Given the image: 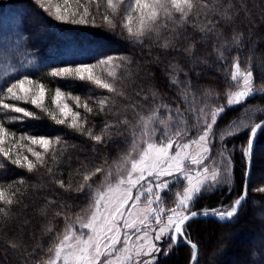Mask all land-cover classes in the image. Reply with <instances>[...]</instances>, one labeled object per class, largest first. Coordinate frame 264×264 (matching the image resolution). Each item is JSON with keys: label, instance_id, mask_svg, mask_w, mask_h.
<instances>
[{"label": "snow or ice", "instance_id": "obj_1", "mask_svg": "<svg viewBox=\"0 0 264 264\" xmlns=\"http://www.w3.org/2000/svg\"><path fill=\"white\" fill-rule=\"evenodd\" d=\"M33 3L58 23L120 30L136 44L148 42L165 54L182 50L191 65L189 71L199 76L197 66L211 65L207 55L198 53L197 39L189 38L191 29L199 33L201 45L206 46L209 39L213 41L209 55L214 57V70L220 73V86L194 87L188 71L170 61L165 75L179 102L173 105L160 100L156 90H151L149 97L141 88L136 96L145 102L151 99L154 106L148 115L137 112L138 119L133 123L117 108L119 100L127 99L124 82L131 76L132 63L128 56L109 55L95 63L54 67L46 73L53 82L90 85L86 96L74 94L71 84L68 90L59 85L53 89L43 79H34L33 73L6 65L3 75L8 79L0 84V171L9 166L29 174L43 169L60 189L79 194L83 202L82 207L76 205L79 211L73 212L71 204L61 202L53 209L57 202L47 201L40 214L47 216L53 209V217L42 229V235L50 238L49 244L45 247L38 242L35 247L41 250L39 258L29 259L26 264H160V256L167 257L180 244L190 248V264H197L199 250L190 237L189 223L199 216L232 221L238 215L248 198L255 141L264 135V115L258 117L264 114V107L247 104L257 95L264 96V82L257 84L251 58L241 60L243 32L234 26L240 11L250 18L245 5L241 3L237 8L234 0ZM20 66H24L23 60ZM97 90L103 94L95 95ZM22 105H31L32 110ZM129 107L136 110L138 105H124L125 112ZM236 107L242 114L220 127V120ZM40 113L94 145L103 146L118 137L124 149L111 159L104 156L92 167L80 162L65 183L57 178L68 150L64 137L18 133L9 127L39 120ZM93 115H112L115 119H105L97 130L90 120ZM242 133H247V140L239 146L246 162L241 193L230 205L195 210V204L205 194L222 185L231 190L232 151L237 146L230 149L228 141ZM72 177L77 179L73 181ZM252 190L264 193V179ZM26 191L24 178L0 182V220L5 227L12 206L21 203L17 197ZM57 219L62 220V227L56 226ZM5 243L13 250L27 251L22 238H6ZM254 255L250 250L248 264H257L252 259ZM261 257L264 260V253Z\"/></svg>", "mask_w": 264, "mask_h": 264}, {"label": "trees", "instance_id": "obj_2", "mask_svg": "<svg viewBox=\"0 0 264 264\" xmlns=\"http://www.w3.org/2000/svg\"><path fill=\"white\" fill-rule=\"evenodd\" d=\"M234 3L237 8H240V4L243 3L250 16L247 18L245 11H240L234 26L238 31L243 32L241 60L246 61L251 58L256 82L260 84L264 82V0H234ZM10 4H22L27 8V12L20 17L13 16L8 19L2 12V8ZM2 23H6L10 37L4 40L0 38V84L8 79L3 75L6 65L13 64L19 72L33 73L34 79H43L50 88L54 89L59 85L68 90V85L71 84V91L74 94L86 96L90 85L62 80L53 82L46 73L54 67L75 66L79 62H90L96 59L95 51L102 57L128 56L132 63L131 76L124 82L127 99L119 100L117 108L121 115H127L133 123L138 119L137 112L148 115L154 106L151 99L145 102L141 97L136 96V92L141 88L149 97H151V90H156L160 100L176 104L177 93L169 86L168 77L165 75L168 70L166 66L170 61L178 62L188 71L194 87L220 86L218 84L220 73L214 70V57L209 55L212 52L213 41L209 39L206 46L201 45L198 41L199 33H194L191 29H189V38L197 39L198 53L201 56L207 55L211 65V67L197 66L196 71L200 73L199 76L189 71L191 65L184 58L182 50L165 54L159 47L150 46L148 42H145L143 46L136 44L120 30L113 32L106 28L55 22L39 10L33 0H0V27ZM40 26L45 27L48 32L54 29L52 33L50 32L49 38L44 37L38 30ZM56 31L70 33L72 35L70 45L58 49L54 44ZM72 43H82L81 48L74 49ZM186 43L185 41L184 44ZM182 47L183 44L181 49ZM21 60L24 61L23 67L20 66ZM28 61L31 63L29 64ZM16 74L18 73H10V75ZM101 94H103L102 90H97L95 93V95ZM252 101L264 107V96L257 95L248 103ZM127 104H137L138 107L136 110L129 107L125 112L124 105ZM25 107L32 110L30 105ZM36 111L39 113V110ZM240 111L241 108L236 107L228 111L225 116L236 117ZM40 115L42 118L39 120H27L22 124L9 125V127L18 133L63 136L67 141L68 150L59 165L61 174L57 178L63 179L65 183H68L70 179V172L80 167V162L88 163L89 167H92L93 164H99L104 156L111 159L117 152L124 149L118 137L106 145H94L84 136L64 126L55 125L42 113ZM105 119L114 120L115 116L93 115L90 117L91 123L97 126V130ZM233 139L244 140L246 143L247 133H242ZM245 165L241 152L236 154L233 158L231 190L225 186L205 194L195 204V210L230 205L242 191ZM20 178L27 181V191L23 196L17 197L21 203L12 206L6 227L0 220V228L3 229V232H0V264H26L29 259H38L41 250L35 246L38 242L45 247L49 244L50 238L42 235V229L53 217V209L58 208L61 202L73 205V212L79 211L76 205L83 206L79 194L60 189L43 169L29 174L23 169L9 166L0 171V182H12ZM72 179L75 181L77 178L72 177ZM262 179H264V135L258 136L255 141L248 198L238 215L232 221L223 223L209 217H199L189 223L190 237L197 243L199 250L197 264H248L250 250L255 253L252 259L257 264H264L261 257V253H264V193L252 190L260 185ZM21 191H24L23 187ZM49 199L57 203L47 212V216H42L40 209L46 206ZM55 224L57 227H62V220L57 219ZM4 233H7V237ZM6 238H22L26 253L23 250H13L8 247L5 243ZM27 253L32 255L28 256ZM190 259V248L182 244L167 257L161 255L159 262L160 264H190Z\"/></svg>", "mask_w": 264, "mask_h": 264}, {"label": "rangeland", "instance_id": "obj_3", "mask_svg": "<svg viewBox=\"0 0 264 264\" xmlns=\"http://www.w3.org/2000/svg\"><path fill=\"white\" fill-rule=\"evenodd\" d=\"M2 12L9 19V18H12L13 16H19L20 17L21 15L25 14L27 12V8L24 5H22V4H10V5L4 6L2 8ZM38 30L41 31L42 35L44 37L46 36V38H49V35L52 33L51 31H54V29L52 28L50 30V32H51L50 33L43 26H40L38 28ZM54 34H55L54 35L55 36V40H54L55 43L54 44H55V46L58 47V49L64 48L65 46L70 45L69 43L71 41V36H72L70 33H63V32H60V31H56ZM9 37H10V31H9L8 27L6 26V23H2V25L0 27V38L2 40H4V39H7ZM79 42H81V41H79ZM72 44L74 46V49H80L82 43H72ZM95 54H96V57H95L96 59H94V60H92V61H90L88 63H95L97 59L104 58V57H102L100 55H97V52L96 51H95ZM178 102L179 101L177 100L176 104ZM248 102H249V100L247 101V104L250 107H252V108H255V107H263L262 105H260L258 103H254L255 101H252L251 103H248ZM22 106H26V105H22ZM30 107H32V106L30 105ZM241 114H242V112L240 111V114L239 115H241ZM225 115H224V117L219 122V126L220 127H223L226 123H228L230 120H232L234 118L232 116H225ZM261 115H264V114H258V117L261 116ZM237 136H239V135H237ZM237 136H235V137H237ZM233 138L228 141V147L230 149L232 148L233 145H236L237 146L235 148V150L232 151V162H233V158L235 157V155L236 154L238 155L241 152L239 146L245 144V141L244 140H234ZM29 158L31 159L32 157L30 156ZM232 178H233V169H232ZM221 187H225V186L222 185ZM231 264H234V263H231Z\"/></svg>", "mask_w": 264, "mask_h": 264}, {"label": "water", "instance_id": "obj_4", "mask_svg": "<svg viewBox=\"0 0 264 264\" xmlns=\"http://www.w3.org/2000/svg\"><path fill=\"white\" fill-rule=\"evenodd\" d=\"M250 178V177H249ZM199 217H204V216H199ZM199 217H197V218H199ZM209 218H213V219H215L216 221H218V222H220V223H223V222H229V221H220V220H218V219H216V218H214V217H211V216H209ZM180 245H182V244H180Z\"/></svg>", "mask_w": 264, "mask_h": 264}]
</instances>
